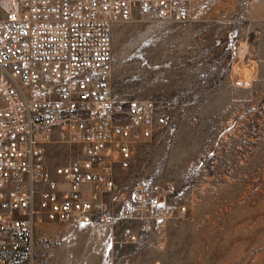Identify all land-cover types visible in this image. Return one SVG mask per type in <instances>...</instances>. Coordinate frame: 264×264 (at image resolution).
<instances>
[{
	"label": "rangeland",
	"instance_id": "374dc122",
	"mask_svg": "<svg viewBox=\"0 0 264 264\" xmlns=\"http://www.w3.org/2000/svg\"><path fill=\"white\" fill-rule=\"evenodd\" d=\"M112 53L116 97L171 119L115 182L160 185L159 202L185 211L156 221L116 206L112 223L37 221L33 264H68L73 247L97 253L84 264H264V0H195L184 23L117 22ZM47 153L51 163L70 155Z\"/></svg>",
	"mask_w": 264,
	"mask_h": 264
},
{
	"label": "built area",
	"instance_id": "2783aa9c",
	"mask_svg": "<svg viewBox=\"0 0 264 264\" xmlns=\"http://www.w3.org/2000/svg\"><path fill=\"white\" fill-rule=\"evenodd\" d=\"M194 1L0 0V264H33L37 221L112 223L116 206L156 221L185 211L159 202L160 185L115 182L171 119L116 97L112 30L137 16L188 22ZM55 146L68 148L64 162L49 161Z\"/></svg>",
	"mask_w": 264,
	"mask_h": 264
},
{
	"label": "crops",
	"instance_id": "0c3cea01",
	"mask_svg": "<svg viewBox=\"0 0 264 264\" xmlns=\"http://www.w3.org/2000/svg\"><path fill=\"white\" fill-rule=\"evenodd\" d=\"M79 237H75L76 240H78ZM66 256L68 258L66 259L68 264H84V256L88 253H93L94 251L85 250L83 247H73L72 249L67 250ZM94 254L97 255L96 252Z\"/></svg>",
	"mask_w": 264,
	"mask_h": 264
}]
</instances>
